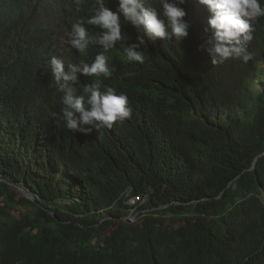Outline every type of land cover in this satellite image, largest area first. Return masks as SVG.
<instances>
[{
    "label": "trees",
    "instance_id": "1",
    "mask_svg": "<svg viewBox=\"0 0 264 264\" xmlns=\"http://www.w3.org/2000/svg\"><path fill=\"white\" fill-rule=\"evenodd\" d=\"M169 2L186 11L183 41L145 36L144 63L128 62L123 46L143 33L121 16L111 77L79 75L77 94L99 80L132 108L85 135L60 119L48 61L95 58L98 45L82 56L62 42L95 0L79 12L73 0H0V264H264V17L249 61L213 65L201 48L211 14Z\"/></svg>",
    "mask_w": 264,
    "mask_h": 264
},
{
    "label": "clouds",
    "instance_id": "2",
    "mask_svg": "<svg viewBox=\"0 0 264 264\" xmlns=\"http://www.w3.org/2000/svg\"><path fill=\"white\" fill-rule=\"evenodd\" d=\"M199 2L204 6L199 12L211 14L208 27L205 28V32H211V35L201 45L208 53L211 63L223 64L229 59H239L245 63L249 61L252 56L247 46L253 39L255 22L264 17V0ZM73 3L79 12L83 0H73ZM121 16L143 33L137 36L135 42L123 46L128 62L144 63L145 36L151 40L175 39L180 42L189 35L190 25L185 20L186 11L169 0H157V6L146 3V0H119L115 11L105 0H95L94 14L86 20L78 19L73 22L67 38L62 41L82 56L88 55L90 45H98L100 50L95 58L91 63H72L54 55L48 61L55 86L63 93L60 119L68 130L87 135L91 133L92 127L86 125L97 130L112 128L115 123H122L132 115L126 93L118 92L110 86L102 88L99 80L83 84L80 94H77L78 89L74 86L79 81L80 74L103 76L106 79L111 77L107 53L116 47L117 42L123 44L125 41ZM86 25L98 26L99 35L94 38Z\"/></svg>",
    "mask_w": 264,
    "mask_h": 264
},
{
    "label": "built area",
    "instance_id": "3",
    "mask_svg": "<svg viewBox=\"0 0 264 264\" xmlns=\"http://www.w3.org/2000/svg\"><path fill=\"white\" fill-rule=\"evenodd\" d=\"M138 199H140V196H134V197H132V198L130 199L129 203H130V204H136L137 201H138ZM134 209H135V208H132V213H131V215L129 216V218H130L131 220L135 219V217H136V213L134 212Z\"/></svg>",
    "mask_w": 264,
    "mask_h": 264
},
{
    "label": "rangeland",
    "instance_id": "4",
    "mask_svg": "<svg viewBox=\"0 0 264 264\" xmlns=\"http://www.w3.org/2000/svg\"><path fill=\"white\" fill-rule=\"evenodd\" d=\"M21 190H22V189H21ZM22 192H23L25 195H26V193H28L29 197L33 198V195H32L29 191L23 189Z\"/></svg>",
    "mask_w": 264,
    "mask_h": 264
},
{
    "label": "water",
    "instance_id": "5",
    "mask_svg": "<svg viewBox=\"0 0 264 264\" xmlns=\"http://www.w3.org/2000/svg\"><path fill=\"white\" fill-rule=\"evenodd\" d=\"M26 196H29L28 193H26ZM127 221H130V219H127Z\"/></svg>",
    "mask_w": 264,
    "mask_h": 264
}]
</instances>
